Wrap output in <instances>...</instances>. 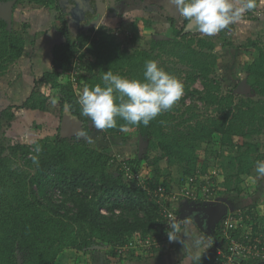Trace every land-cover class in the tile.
Here are the masks:
<instances>
[{
    "label": "trees",
    "instance_id": "16d2710c",
    "mask_svg": "<svg viewBox=\"0 0 264 264\" xmlns=\"http://www.w3.org/2000/svg\"><path fill=\"white\" fill-rule=\"evenodd\" d=\"M28 1L60 9L57 0ZM261 1L256 0L251 13ZM167 19L174 39L155 37L149 48L136 45L140 40L138 33L122 37L113 29L100 26L75 36L60 29L65 41L54 48L51 69L35 80L29 97L2 110L0 124L3 116L9 123L28 109H56L61 117L70 116L89 136L95 129L91 120L81 115L78 98L85 88L102 84L101 77L107 70L143 79L145 62L156 60L178 76L184 89L173 108L149 125L128 126V137L139 136L146 153L137 151L131 158L123 156L124 162L109 148L92 146L75 134L63 133L62 128L31 144H6L0 135V264H19V253L23 264H56L69 252L81 255V264L113 262L110 256L120 264L147 260L159 250L132 249L122 253L119 247L136 236L163 238L168 233L163 205L152 191L162 186L172 192V167L179 168L181 187L187 176L195 174L199 163L205 173L211 171L212 158L229 155L226 162L221 160L218 165L223 171H230V184L236 179L233 191L237 196L244 189L249 194L264 193L263 179L247 184V188L241 186L256 162L264 160V39L249 38L244 44L256 55L244 68L250 92L238 95L234 88L224 89L216 75L214 50L220 41L227 40L225 29L222 36L196 38L184 31L186 19L182 24L173 16ZM7 26L8 22L0 18L1 76L23 57L26 47L23 34ZM75 57L79 62L76 85L67 76ZM184 71L183 79L180 73ZM198 81L202 88L196 87ZM199 101L204 102V111L198 110ZM125 123L118 118L116 128L100 131L117 137L125 133L119 130V125ZM254 137L256 142L251 140ZM164 161L167 166L162 168ZM123 163L130 172L143 174L146 188L127 178ZM147 164L152 167L148 175L143 172ZM242 209L254 213L257 206ZM175 212L179 214L177 208ZM214 239L221 244L219 226ZM96 245L102 247L93 248ZM103 249L106 257L100 258Z\"/></svg>",
    "mask_w": 264,
    "mask_h": 264
},
{
    "label": "rangeland",
    "instance_id": "374dc122",
    "mask_svg": "<svg viewBox=\"0 0 264 264\" xmlns=\"http://www.w3.org/2000/svg\"><path fill=\"white\" fill-rule=\"evenodd\" d=\"M125 1V2H124ZM144 0H123L121 5L123 14L121 17L113 16L106 20L101 26H105L113 29L114 31L120 33L123 37L126 34L130 36L138 33L140 40L136 41L137 46H142L149 48L150 42L155 37H167L169 39H174V34L171 31V23L168 21L166 15L171 13V11H166V7L161 5L157 0V6L150 8L154 3L148 1L147 5H144ZM151 4V5H150ZM43 5L30 3L28 0H20L15 7V13L12 20L11 31L20 32L26 39L25 53L23 57L10 65L8 72L3 76L0 75V116L2 110L14 103H21L29 97L34 85L35 80L38 79L42 74L51 69L53 52L56 45L65 41V37L56 28V10L53 7L49 8ZM13 11V12H14ZM166 14V15H165ZM172 14V13H171ZM179 14V13H176ZM256 17V18H255ZM183 17L179 16L180 24H182ZM162 21L161 26L157 30L152 28L156 27L155 23ZM166 24V26H165ZM7 28L10 30L8 24ZM48 33L45 31L48 30ZM227 40L225 42L220 41L214 50L217 61L216 75L223 84V88L227 87L234 88L238 95H248L250 92V87L247 85V79L245 78V66L250 63L255 55V51L246 49V42L249 38H262L264 39V0L261 1L260 7L251 13L250 10L246 11L237 21L231 23L225 28ZM46 34H45V33ZM223 32L217 33L215 36H222ZM197 37H205L206 35L197 32L193 33ZM176 58V57H175ZM181 68H184L183 66ZM185 71L180 74L185 78ZM176 76V74H175ZM178 77V76H177ZM196 87L202 88V84L198 81ZM183 96V95H182ZM188 102H191L188 100ZM205 104L203 101L198 102V110L204 111ZM64 117L60 116L58 110H47L38 111L28 109L23 113H18L15 117L8 123V119L4 116L0 124V135L6 144H12L14 142L22 143H33L37 139L45 135H53L58 132L60 128L66 125V121L63 120ZM67 115H65V118ZM69 121L72 120L69 116ZM92 133L88 136H79L80 138L88 142L89 138L92 140L90 143L92 146L98 148L110 149L113 155L127 156L129 158L133 157L137 151L140 152V137L139 136H129V131L123 133L120 136H105L103 132L96 129L93 124H91ZM65 131V130H63ZM83 132V128L78 126L77 123H73V129L70 131L63 132L65 134H75ZM254 142L257 138H252ZM262 149L264 151V139L262 140ZM141 155H145L146 148L144 147ZM155 153H151L154 156ZM229 155H225L223 158H212L211 171H217L218 177L215 179L219 181L218 185V196L220 198L219 202L226 203L229 206V210L232 211L233 208L237 207L246 209L250 207L257 206L256 203L263 198L264 193H256L247 198V191L241 193L237 196V193L233 191L235 189L236 179H233V183L228 182V177L230 176V171L222 170L219 167V162L221 160L227 161ZM143 164H146L142 159ZM166 160V159H165ZM162 168L167 166L166 161L161 163ZM201 164H198V169L195 171L194 175H189L185 179V183L191 181L192 177H196L201 180L206 176L200 169ZM152 167L147 164L145 165L143 172L148 175ZM178 167H172V191L178 189L180 173L178 172ZM208 170V169H207ZM207 173L208 176V172ZM264 182V177H260L255 169L249 177H245L244 182L241 186L247 188V184H257L258 180ZM232 182V180H231ZM264 186V184H263ZM244 188V187H243ZM252 188V187H250ZM260 203V202H259ZM253 204V205H252ZM172 207L176 209L177 207L173 204ZM259 207V206H258ZM109 213V212H108ZM98 249V248H97ZM106 249L101 252V257L103 255L106 257ZM145 249H139L138 252H144ZM74 252H69V255L62 257L60 262L56 264H81L82 259ZM151 255L149 256V258ZM114 259L113 262H106V264H120L117 258L110 256ZM126 262L125 264H129Z\"/></svg>",
    "mask_w": 264,
    "mask_h": 264
},
{
    "label": "clouds",
    "instance_id": "9594fccd",
    "mask_svg": "<svg viewBox=\"0 0 264 264\" xmlns=\"http://www.w3.org/2000/svg\"><path fill=\"white\" fill-rule=\"evenodd\" d=\"M170 2L179 15L188 21V27L209 37L215 36L237 21L246 11L256 7V0ZM101 79L102 84L85 88L78 98L81 115L88 117L98 130L116 128L118 118L126 122L119 125L122 132H127L129 125L147 126L161 113L171 110L182 97L184 90L180 79L166 71L156 60L145 62L143 79L128 78L111 70L105 71ZM85 135L83 132L78 133V136ZM88 142L92 143V140L89 138ZM255 171L260 177H264V160L256 162ZM177 215L183 220L180 213ZM220 221L215 230L220 227ZM169 238H173L170 233ZM216 242L217 239L213 237L212 245Z\"/></svg>",
    "mask_w": 264,
    "mask_h": 264
},
{
    "label": "built area",
    "instance_id": "2783aa9c",
    "mask_svg": "<svg viewBox=\"0 0 264 264\" xmlns=\"http://www.w3.org/2000/svg\"><path fill=\"white\" fill-rule=\"evenodd\" d=\"M78 65L77 57L74 58V66L67 73L69 79L74 84L78 83ZM122 162L123 156L115 155ZM124 162V161H123ZM127 170L126 176L128 179L137 180L138 184L146 188V178L143 174L132 173L129 167L123 163ZM204 178L198 180L192 177L191 181L184 183L174 192H168L164 187L160 186L152 191V195L158 196V202L163 205L162 213L167 220L168 233L163 238H158L157 235H149L146 237L136 236L132 241L119 247L122 253H129L135 249H157L162 250L175 244L178 237V230L183 224V220L177 215L172 205L176 204L181 199L191 201H213L218 196L219 181L217 171L207 173ZM264 199V198H263ZM102 212L107 214L106 209ZM120 211L117 210V213ZM253 219V213L242 208H237L226 214L220 221V238L221 244L217 242L212 245L211 254L207 258V262L201 264H244L249 261H264V223L261 224L260 231L255 230L254 226L246 227L247 221ZM174 226V227H173ZM259 231V232H258ZM169 233L173 237L169 238Z\"/></svg>",
    "mask_w": 264,
    "mask_h": 264
},
{
    "label": "crops",
    "instance_id": "0c3cea01",
    "mask_svg": "<svg viewBox=\"0 0 264 264\" xmlns=\"http://www.w3.org/2000/svg\"><path fill=\"white\" fill-rule=\"evenodd\" d=\"M149 0H146L144 2V5H147V2ZM154 5H157V0H150ZM162 1V5L166 7V11L169 12L167 17L173 16L178 21V24H180L179 20V14L178 11L175 9V7L171 4L170 0H159ZM153 8V7H151ZM162 21L159 23H155L156 27L152 28V31L159 29L161 26ZM160 25V26H159ZM166 26V24H165ZM254 194L247 193V198ZM264 198V196H263ZM261 197L260 201L257 202V211H254L253 213V219L251 221H247L246 227L254 226L255 230H260L262 227L261 224L264 223V199ZM220 198L219 196L216 197L215 200L212 201V203L215 205L217 202H219ZM260 202V203H258ZM255 203V200L253 204ZM252 204V205H253ZM198 206H203V203L198 202H192L188 200H181L180 202L176 203V207L179 210V213L183 217V224L181 228L178 230V241L175 242L172 246L168 248H164L162 250H159L157 252L151 253V257L147 260L143 261H137V263H134V261H129V264H201L202 260H205L208 258V256L211 254V248L213 244V237L209 236L206 232H204L198 224L195 222V220L192 219V216H195L196 214L200 213L203 217L206 215L203 211L198 209ZM216 206V205H215ZM214 206V208H215ZM259 206V207H258ZM250 207V206H249ZM235 209V208H233ZM249 209V208H248ZM216 210V208H215ZM204 220V225L206 228L207 226H210L212 228L214 218ZM217 224V223H216ZM218 225V224H217ZM215 226V228L217 227ZM214 227V226H213ZM257 227V228H256ZM262 229V228H261ZM208 230V229H207ZM217 230L213 229V234ZM251 264H264V261H249ZM247 262L246 264H248Z\"/></svg>",
    "mask_w": 264,
    "mask_h": 264
},
{
    "label": "flooded vegetation",
    "instance_id": "af4514ba",
    "mask_svg": "<svg viewBox=\"0 0 264 264\" xmlns=\"http://www.w3.org/2000/svg\"><path fill=\"white\" fill-rule=\"evenodd\" d=\"M59 1L60 0H57L60 6ZM74 1L75 0H64V1L62 0L63 3H68L69 6L75 4ZM16 4H17V1L14 5V10H15ZM68 5H65V7H67ZM121 5H124L123 0H97L96 5H94V2L90 0L89 4L85 8L82 4H80V6L78 5V7H80L81 9L78 12L76 11V14H74L76 16H73L72 18L73 25L69 24V21L68 19H66L64 12L62 11L61 8L59 9V8L53 7L54 10H56V15L54 18L56 20V25H57L56 28H58L60 33H61L60 29L64 28L66 29L67 32L75 36L79 35L82 31L89 32L93 28L100 27L106 20H109V18H112L113 16L121 17L123 14L122 13L123 6L121 7ZM156 6L157 5H153V6H150V8L151 7H153L154 9L161 8V7L155 8ZM14 13L15 11L13 12V16H14ZM184 27L186 29L185 32H190V33L199 32V31H196L188 27V22L185 24ZM49 30L50 28H48V30L45 32L48 33ZM72 122L75 123L73 120Z\"/></svg>",
    "mask_w": 264,
    "mask_h": 264
},
{
    "label": "water",
    "instance_id": "95a60500",
    "mask_svg": "<svg viewBox=\"0 0 264 264\" xmlns=\"http://www.w3.org/2000/svg\"><path fill=\"white\" fill-rule=\"evenodd\" d=\"M64 1V0H63ZM77 1V2H76ZM90 0H75L73 5H68V3H63L62 0H60V8L64 12V15L66 19H68L69 24L73 25L72 18L73 16H76V11L78 12L81 8L78 7L80 4L84 6V8L89 4ZM94 2V5H96L97 0H91ZM16 3V0H9V1H1L0 2V18L6 20L10 26V30L12 27V20H13V11H14V5ZM65 5H68L65 7ZM96 8V6H95ZM186 31V29L184 30ZM66 125L62 128V132L70 131L73 129V124L69 121V116L67 115V118L65 119ZM65 130V131H63ZM140 153L143 151V142L142 140L140 141ZM216 205V206H215ZM213 204L212 202H204L203 206H198V209L201 210L206 214L204 217L203 215L201 216L200 213L196 214L195 216H192V219L195 220V222L198 224V226L206 232L209 236L214 237L213 234V229L215 230V226L219 223V221L230 212L229 206L226 203H221L217 202V204ZM216 210H215V208ZM214 218V220H212ZM209 221L208 219H211L215 223L212 225V228L210 226H207L208 228L205 227L204 225V220ZM217 223V224H216ZM214 226V227H213ZM208 229V230H207ZM102 246L96 245L93 248H101ZM18 261L19 264H23V258L21 254H18Z\"/></svg>",
    "mask_w": 264,
    "mask_h": 264
}]
</instances>
